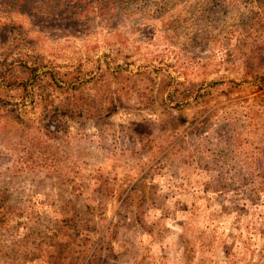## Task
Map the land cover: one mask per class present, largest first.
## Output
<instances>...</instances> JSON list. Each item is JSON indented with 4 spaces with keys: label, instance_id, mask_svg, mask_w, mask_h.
<instances>
[{
    "label": "rangeland",
    "instance_id": "374dc122",
    "mask_svg": "<svg viewBox=\"0 0 264 264\" xmlns=\"http://www.w3.org/2000/svg\"><path fill=\"white\" fill-rule=\"evenodd\" d=\"M263 75L264 0H0V264H264Z\"/></svg>",
    "mask_w": 264,
    "mask_h": 264
},
{
    "label": "trees",
    "instance_id": "16d2710c",
    "mask_svg": "<svg viewBox=\"0 0 264 264\" xmlns=\"http://www.w3.org/2000/svg\"><path fill=\"white\" fill-rule=\"evenodd\" d=\"M28 72H30V74L32 75L31 76L32 77L31 82L33 83V87L39 85L40 81L43 80V79H41V80L38 81L37 79H39V77H43V78L46 77V73L38 74L37 73L38 72L37 68H31ZM259 78H260L259 80L262 83H264V75L260 76ZM47 79L48 78H45V80H47ZM52 81L54 82L55 90H60L63 93H67V92H69V90L76 88L75 86L77 85V83H75V82H78V79L68 78V77H65V78L58 77L57 79L56 78L55 79L52 78ZM22 84L23 83L17 84V87H19V86L21 87ZM23 85H25V84H23ZM66 98H67L66 100H67L68 103H66L64 105L65 107L69 106L70 104H72V102H75L76 100H79L76 96H73V95H68V97H66ZM56 108L57 107H55V109Z\"/></svg>",
    "mask_w": 264,
    "mask_h": 264
}]
</instances>
